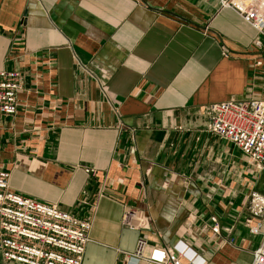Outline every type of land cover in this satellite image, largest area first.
Instances as JSON below:
<instances>
[{
	"label": "crops",
	"instance_id": "1",
	"mask_svg": "<svg viewBox=\"0 0 264 264\" xmlns=\"http://www.w3.org/2000/svg\"><path fill=\"white\" fill-rule=\"evenodd\" d=\"M221 1L0 0V71L23 77L17 114L0 115L1 168L15 192L92 222L83 264H127L129 207L151 221L149 250L252 263L245 157L208 132L206 107L264 100V40Z\"/></svg>",
	"mask_w": 264,
	"mask_h": 264
},
{
	"label": "built area",
	"instance_id": "2",
	"mask_svg": "<svg viewBox=\"0 0 264 264\" xmlns=\"http://www.w3.org/2000/svg\"><path fill=\"white\" fill-rule=\"evenodd\" d=\"M223 7L233 9L264 40V0H222ZM23 90V77L17 70L0 71V115L15 116L18 97ZM209 133L233 143L257 170L264 171V100L235 98L206 107ZM96 174L94 170H87ZM251 216L245 226L260 237L251 264H264V196L252 193ZM212 231L229 235L235 242L233 228H224L216 217L211 218ZM123 227L140 236L133 252H123L127 264H206L188 244L181 241L166 248L149 250L145 232L152 224L145 212L126 208ZM92 222L62 211L57 205L21 195L11 188V171L1 168L0 161V256L7 263L17 264H83L91 242Z\"/></svg>",
	"mask_w": 264,
	"mask_h": 264
},
{
	"label": "rangeland",
	"instance_id": "3",
	"mask_svg": "<svg viewBox=\"0 0 264 264\" xmlns=\"http://www.w3.org/2000/svg\"><path fill=\"white\" fill-rule=\"evenodd\" d=\"M236 168L237 176L239 177L241 175L243 178L247 177V180L254 188V193H260L258 191L260 189L261 193L264 191V171L257 170L247 157H245V160L242 162L237 161Z\"/></svg>",
	"mask_w": 264,
	"mask_h": 264
}]
</instances>
